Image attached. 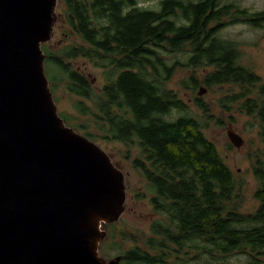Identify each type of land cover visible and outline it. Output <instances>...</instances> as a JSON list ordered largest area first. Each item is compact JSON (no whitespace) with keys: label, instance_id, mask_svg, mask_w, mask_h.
<instances>
[{"label":"trees","instance_id":"16d2710c","mask_svg":"<svg viewBox=\"0 0 264 264\" xmlns=\"http://www.w3.org/2000/svg\"><path fill=\"white\" fill-rule=\"evenodd\" d=\"M58 3L77 41L56 49L41 46L53 99L58 100L59 91L75 97L72 110L92 118L102 139L136 142L140 152L132 165L150 184V202L162 217L151 223L144 248L118 254L120 264H162L168 253L186 246L218 257L217 264H229L228 257L235 254L246 255L239 264H264V154L251 163L258 205L240 212L232 170L200 120L187 114V105L166 86L180 61L169 63L163 57L186 52L187 67L210 68L203 84L236 87L225 99L258 120L264 139V80L239 63L237 42L218 35L228 23L262 27L264 7L250 10L236 0H159L156 9L138 0ZM77 58L101 70L104 83L98 89L73 65ZM195 103L206 111L201 98ZM172 109L183 114L169 119ZM58 113L69 125L71 115ZM73 128L95 138L84 124Z\"/></svg>","mask_w":264,"mask_h":264},{"label":"water","instance_id":"95a60500","mask_svg":"<svg viewBox=\"0 0 264 264\" xmlns=\"http://www.w3.org/2000/svg\"><path fill=\"white\" fill-rule=\"evenodd\" d=\"M57 3L0 0V264H119L98 245L123 210V172L66 125L45 72Z\"/></svg>","mask_w":264,"mask_h":264},{"label":"rangeland","instance_id":"374dc122","mask_svg":"<svg viewBox=\"0 0 264 264\" xmlns=\"http://www.w3.org/2000/svg\"><path fill=\"white\" fill-rule=\"evenodd\" d=\"M159 0H138L139 5L156 9ZM240 5L250 10H259L264 7V0H236ZM59 3L55 8V22L53 33L46 43L50 49L60 48L69 44L76 38L69 32V28L60 14ZM220 38L234 40L240 50L239 63L249 67L264 80V23L262 27H253L248 23L236 22L226 24L219 32ZM77 41V40H76ZM186 52L165 53L163 57L169 63L179 60L172 77L166 81V86L177 93L179 98L187 105L186 113L200 120L205 135L214 142L221 158L232 170L237 185L240 212H252L258 205L254 198L257 182L252 174L251 163L255 156L264 154V139L258 134V120L241 111L238 103H230L225 99L228 94L237 91L236 87L227 84L215 85L211 88L201 82L203 76L210 68L187 67L185 65ZM73 65L84 73L95 89L103 83L101 70L84 58L72 61ZM197 81V84L191 80ZM199 88L203 89L198 94ZM201 98L206 111L198 107L195 98ZM76 99L63 91H59L58 100L55 101L58 112L71 115L69 125L86 126V130L95 134L94 141L110 157L124 176L125 200L123 210L117 221L105 223L102 229L106 235L98 245L99 254L110 259L123 250L133 246L144 248V240L150 235V225L153 221L161 219V215L153 208L150 198L153 195L150 184L142 173L132 165V159L140 152L136 142L126 145L117 140H104L100 136L98 125L92 118L81 116L72 110V101ZM226 101V106L222 105ZM182 112L172 109L169 119ZM68 125V126H69ZM72 127V128H73ZM75 128H78L75 127ZM84 129H77L83 133ZM231 130L242 139V144L235 147L231 144L227 131ZM218 257H209L201 250L186 246L184 251L168 253L162 264H217ZM246 255L235 254L228 257L229 264L244 263ZM141 264V263H135Z\"/></svg>","mask_w":264,"mask_h":264},{"label":"flooded vegetation","instance_id":"af4514ba","mask_svg":"<svg viewBox=\"0 0 264 264\" xmlns=\"http://www.w3.org/2000/svg\"><path fill=\"white\" fill-rule=\"evenodd\" d=\"M121 263V260H120V262H119V264Z\"/></svg>","mask_w":264,"mask_h":264}]
</instances>
